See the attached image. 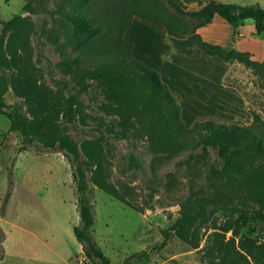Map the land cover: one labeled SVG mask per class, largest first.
<instances>
[{"label": "trees", "instance_id": "trees-1", "mask_svg": "<svg viewBox=\"0 0 264 264\" xmlns=\"http://www.w3.org/2000/svg\"><path fill=\"white\" fill-rule=\"evenodd\" d=\"M82 3L69 16L76 32L72 37L76 38L74 54H66L61 63L72 83H65L67 93L41 80V70L33 61L31 35L35 28L31 19L17 14L2 22L0 111L7 113L11 129L21 132L24 147L40 142L77 163L73 180L78 192L80 224L74 227V233L83 245L86 260L114 264L92 235L96 216L86 193L87 184L92 183L138 210L128 198L126 191L131 189L123 185L120 190L111 180L108 138H141L156 153L174 156L189 152L187 163L193 171L185 210L162 231L160 247L176 235L197 248L199 229L205 227L213 230L211 248L217 258L212 264H264L263 114L252 110L253 119L247 123L205 119L188 128L181 116L180 102L169 85L158 70L134 57V44L125 37L134 16H140L164 26L180 53L204 52L227 62L244 64L264 90V59L254 58L247 50L228 49L210 42L199 31L219 15L231 24L252 19L256 33L262 35L264 7L260 3L243 5L224 0H82ZM193 5L198 8H191ZM9 73L13 89L24 99L27 112L4 98L2 80ZM94 86L103 96L100 117L91 116L82 99ZM89 119L97 121L99 136L79 146L69 134L68 125L87 126ZM146 256L148 251L136 253L124 264Z\"/></svg>", "mask_w": 264, "mask_h": 264}, {"label": "rangeland", "instance_id": "rangeland-1", "mask_svg": "<svg viewBox=\"0 0 264 264\" xmlns=\"http://www.w3.org/2000/svg\"><path fill=\"white\" fill-rule=\"evenodd\" d=\"M224 1L260 3L264 7V0ZM82 5V0H0V34L2 22L13 16L30 18L35 28L31 35L33 61L41 70V80L66 93L69 89L65 90V83H72L61 63L66 54H74L76 46L69 16ZM135 17L146 26L134 29L137 60L161 73L180 102L188 128L205 119L247 123L253 119L252 110L264 116V90L256 84L252 70L238 61L227 62L204 52L180 53L164 26ZM207 27L215 43L228 49L252 50L256 59L262 57L264 34L255 32L252 19L231 24L217 15ZM2 86L5 100L27 112L24 99L13 89L10 73ZM82 99L91 116H103V96L96 86ZM96 127L97 121L89 119L87 126L68 125V132L80 146L99 136ZM108 142L111 180L120 190L123 185L131 189L126 192L138 210L87 184L86 193L96 216L92 235L104 253L114 264H124L143 251L149 256L132 258L128 264H212L217 257L212 254L213 230L209 228L199 229L197 248L176 235L160 247L162 231L181 217L191 194L189 152L174 156L156 153L141 138H108ZM24 145L21 132L12 130L7 113L0 111V264H95L86 260L83 245L74 233V227L80 224L73 180L77 163L40 142ZM231 235L229 232L227 236Z\"/></svg>", "mask_w": 264, "mask_h": 264}, {"label": "crops", "instance_id": "crops-1", "mask_svg": "<svg viewBox=\"0 0 264 264\" xmlns=\"http://www.w3.org/2000/svg\"><path fill=\"white\" fill-rule=\"evenodd\" d=\"M247 21V20H246ZM142 22H144V21H141V20H138V18L137 17H135L134 19H133V22H132V24H131V26L128 28V30H127V32H126V37L130 40V41H132V43L134 44V50H133V55H134V57H136V59H140L138 56H137V53H136V49H137V46H136V43H135V41H134V29H135V31L138 29V28H141V29H143V28H146V26L142 23ZM212 24V23H211ZM137 28V29H136ZM207 26H205V27H202V28H200V33L203 35V37L206 39V40H208V41H210V42H212L213 41V43H215L214 42V38H212V36L211 35H209L207 32H206V30H207ZM255 32H256V29H255ZM245 33V32H244ZM246 34V33H245ZM264 34V33H263ZM221 44V43H220ZM247 51H250V50H247ZM250 52H252L253 53V55H254V58H257L256 57V54L251 50ZM264 59V52H263V55H262V57L260 58V59H258V60H263ZM161 74V73H160ZM162 76V75H161ZM163 78V77H162ZM246 104V103H245ZM249 120H251V118H248Z\"/></svg>", "mask_w": 264, "mask_h": 264}, {"label": "bare ground", "instance_id": "bare-ground-1", "mask_svg": "<svg viewBox=\"0 0 264 264\" xmlns=\"http://www.w3.org/2000/svg\"><path fill=\"white\" fill-rule=\"evenodd\" d=\"M134 35H136V33L134 32Z\"/></svg>", "mask_w": 264, "mask_h": 264}]
</instances>
